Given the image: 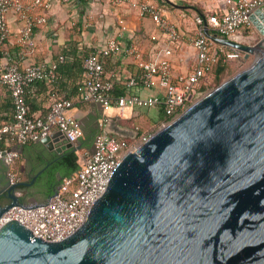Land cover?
Wrapping results in <instances>:
<instances>
[{"label":"water","instance_id":"1","mask_svg":"<svg viewBox=\"0 0 264 264\" xmlns=\"http://www.w3.org/2000/svg\"><path fill=\"white\" fill-rule=\"evenodd\" d=\"M252 20L264 34V9ZM204 30L255 60L128 152L65 239L34 236L18 219L1 225L0 264H264V37L250 44ZM41 140L75 148L61 131ZM29 184L9 179L0 217L49 203L60 186L38 199L32 186L23 195Z\"/></svg>","mask_w":264,"mask_h":264},{"label":"built area","instance_id":"2","mask_svg":"<svg viewBox=\"0 0 264 264\" xmlns=\"http://www.w3.org/2000/svg\"><path fill=\"white\" fill-rule=\"evenodd\" d=\"M126 2L113 0L116 5ZM225 3L226 8L221 12L207 17L196 15L198 34L191 39L196 50V61L190 72L175 73L170 57L171 48L166 49V56L160 59H146L135 45L124 49L117 37H110L105 45L84 59L86 76L80 85L81 100L101 103L106 109L115 106L129 109L136 106H159L165 113L160 120L161 127L169 124L202 97V83L221 55L226 61L234 53H241L210 38L204 30L206 24L212 33L245 43L250 42L242 31L252 26L257 28L252 15L264 9V0H225ZM50 6L51 0H0V48L4 49L6 59L0 64V83L9 89L14 107L13 119L0 123V160L9 166L15 164L21 156L20 150L12 146L14 144L35 142L55 131H61L66 141L76 144L84 135L81 121L71 113L73 100L65 94L54 95L50 109L44 115H32L27 101L28 89L38 81L57 80L59 66L66 60L65 55L60 54L50 62H31L20 66L5 49L13 35L9 21L11 11H15L18 22L17 41L27 44L35 29L48 22L46 11ZM139 11L142 16L149 15L157 21L173 41L181 39L177 25L167 16L165 2L142 1ZM119 22L123 29L126 28L123 17L119 18ZM122 51L139 61L140 70L128 76L126 93L116 97L113 93L116 78L113 74H106L103 58ZM139 85L155 88L157 93L143 97L131 91V88ZM100 126L94 138L93 150L80 160L77 170L62 177L49 203L32 208L14 205L0 217V226L11 219H18L32 230L34 236L46 241L65 239L80 228L93 203L105 192L121 159L154 133L141 132L138 128L136 133L129 136L113 134L103 119ZM9 179L14 183L20 181L21 176L14 168H10Z\"/></svg>","mask_w":264,"mask_h":264},{"label":"crops","instance_id":"3","mask_svg":"<svg viewBox=\"0 0 264 264\" xmlns=\"http://www.w3.org/2000/svg\"><path fill=\"white\" fill-rule=\"evenodd\" d=\"M142 1L146 0H127L122 5H116L113 0H51V6L46 11L48 22L35 29L27 44L17 41L16 14L15 11L9 13L13 35L5 49L9 51L13 61L23 66L31 62H50L60 54L66 57L59 66L57 80L38 81L28 89L27 101L32 115H44L49 111L54 95L65 94L73 100L71 113L81 121L84 129V135L75 144L81 161L93 150L94 138L100 130L102 119L106 121L110 132L117 135H121L117 133L121 132L125 134L123 136L136 133L138 128L141 129L140 125L148 123L144 113L136 109L137 106L133 109L116 106L106 109L101 103L81 100L80 85L86 76L83 65L86 55L101 48L110 37H117L124 49L135 45L146 59H160L166 56V49L171 48L170 57L175 73L190 72L196 61V50L191 42L198 34L196 15L207 17L226 8L225 0H164L168 18L177 25L181 33V39L173 41L151 16L140 14L139 4ZM120 17L125 19L124 29L119 22ZM5 60L4 49L0 48V64ZM103 62L106 74H113L116 78L115 85L125 91L128 76L140 70L139 61L125 51L104 57ZM131 91L143 97L157 93L155 88L140 85L131 88ZM0 109V123L13 119L12 96L9 89L1 83ZM148 109L149 112L162 110L159 106H150ZM128 120L132 123H126ZM12 146L20 150L21 156L11 166L0 160V193L9 185L10 168L20 174L21 181L30 183L24 186L26 192L23 195L30 186L44 190L61 183L62 174L59 170L53 181H49L44 173L49 163L69 148L59 153L49 149L42 140Z\"/></svg>","mask_w":264,"mask_h":264},{"label":"rangeland","instance_id":"4","mask_svg":"<svg viewBox=\"0 0 264 264\" xmlns=\"http://www.w3.org/2000/svg\"><path fill=\"white\" fill-rule=\"evenodd\" d=\"M242 33L246 35V39L250 43H257L264 37V34L261 33L259 29L253 26L245 29L244 31H242ZM254 60L255 55H250L248 58H246L244 52L234 53L226 63V68L220 76H218L217 70H215L205 77L202 83L204 87L202 96L216 88L224 80L230 78L238 71L250 66ZM148 107L149 106H137L136 109H140L144 113L147 118L146 122H148L147 124H144L142 126L140 125L141 132L152 133L161 128V123L157 121L164 116V113L162 110L149 112Z\"/></svg>","mask_w":264,"mask_h":264},{"label":"trees","instance_id":"5","mask_svg":"<svg viewBox=\"0 0 264 264\" xmlns=\"http://www.w3.org/2000/svg\"><path fill=\"white\" fill-rule=\"evenodd\" d=\"M161 1L165 2L164 0H161ZM91 53L92 52L88 53L86 56H88ZM229 59L224 61L223 56L221 55L218 62L215 63V65H214L213 69L210 71V73L217 70L218 76H220L221 73L225 70L226 63L229 61ZM202 89H204V87H202ZM113 93L116 97H119L120 95L125 94L126 91L123 89H120L116 85H114ZM13 109H14V107H13ZM126 123L131 124L132 121L128 120ZM140 131H141V129H140ZM79 166H80V158H79V154H78L77 150L75 148H69L64 153H62L59 157L53 159L49 163L44 174H46L49 177V181H53L56 178V172L58 170L61 172V174L63 176H65V175H69V174L73 173L75 170H77L79 168Z\"/></svg>","mask_w":264,"mask_h":264},{"label":"flooded vegetation","instance_id":"6","mask_svg":"<svg viewBox=\"0 0 264 264\" xmlns=\"http://www.w3.org/2000/svg\"><path fill=\"white\" fill-rule=\"evenodd\" d=\"M35 194H38V199H44L48 197L50 194H52V190L50 188L44 189V190H38V191H32Z\"/></svg>","mask_w":264,"mask_h":264}]
</instances>
